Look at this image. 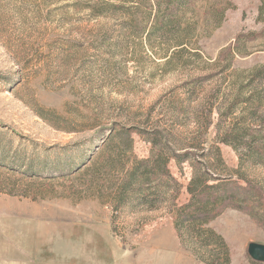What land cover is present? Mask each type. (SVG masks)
Listing matches in <instances>:
<instances>
[{
  "label": "rangeland",
  "instance_id": "1",
  "mask_svg": "<svg viewBox=\"0 0 264 264\" xmlns=\"http://www.w3.org/2000/svg\"><path fill=\"white\" fill-rule=\"evenodd\" d=\"M262 66L264 0H0V226L25 211L103 233L118 264H206L178 208L230 181L241 208L202 227L222 264H264L247 253L264 244ZM156 160L161 201L118 198Z\"/></svg>",
  "mask_w": 264,
  "mask_h": 264
},
{
  "label": "crops",
  "instance_id": "2",
  "mask_svg": "<svg viewBox=\"0 0 264 264\" xmlns=\"http://www.w3.org/2000/svg\"><path fill=\"white\" fill-rule=\"evenodd\" d=\"M13 218L15 223L0 226V264L119 263L101 232L25 211Z\"/></svg>",
  "mask_w": 264,
  "mask_h": 264
},
{
  "label": "trees",
  "instance_id": "3",
  "mask_svg": "<svg viewBox=\"0 0 264 264\" xmlns=\"http://www.w3.org/2000/svg\"><path fill=\"white\" fill-rule=\"evenodd\" d=\"M262 70H264V66L261 67L260 72ZM235 138L240 139L239 136ZM227 141L225 140L224 142L226 143ZM188 152V150H184L182 156L185 157ZM172 155L175 158L180 156L175 151L172 152ZM163 159L164 161L162 164H165L169 158L166 157ZM157 160L151 161V163L149 161H142V163L148 162L149 166L144 167L141 171L135 169L131 172L129 176L130 182L126 184L128 186L125 187V190L121 189V191H119L118 198L123 197L130 190L133 194H136L138 206L141 205L145 209L154 208L155 205L161 201V196L164 194L163 191H151V189L147 187L151 178L155 177L157 171L163 166ZM136 180H139V184L135 190L133 189V185ZM229 182L221 181L220 183L203 186L198 189H192V187L188 186L187 192L191 194V198L187 203L178 208L179 217L176 221V228L181 230V228H184L186 225L191 226L190 231H193L191 234L192 238L201 241V246L203 248H208L207 253L210 260L207 261L199 257V259L206 264H222L220 262L222 253L220 248L222 243L220 240L217 241L218 237H216L212 229H203L202 226L214 219L225 207L241 208L238 201H236V195L227 191ZM238 187L240 188V186Z\"/></svg>",
  "mask_w": 264,
  "mask_h": 264
},
{
  "label": "water",
  "instance_id": "4",
  "mask_svg": "<svg viewBox=\"0 0 264 264\" xmlns=\"http://www.w3.org/2000/svg\"><path fill=\"white\" fill-rule=\"evenodd\" d=\"M247 253L252 260L264 263V244L250 242L247 246Z\"/></svg>",
  "mask_w": 264,
  "mask_h": 264
}]
</instances>
